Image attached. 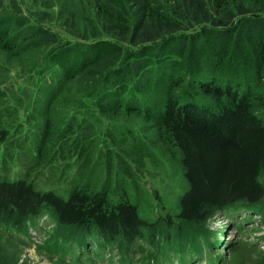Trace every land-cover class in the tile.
I'll use <instances>...</instances> for the list:
<instances>
[{"label":"trees","instance_id":"1","mask_svg":"<svg viewBox=\"0 0 264 264\" xmlns=\"http://www.w3.org/2000/svg\"><path fill=\"white\" fill-rule=\"evenodd\" d=\"M2 2L0 48L35 54L28 77L54 85L31 113L32 164L78 168L68 199L0 180L6 226L27 234V222L51 208L55 226L45 248L57 260L60 228L69 231L62 244L95 232L127 253L141 249L137 242L156 246V224L127 196L114 203L109 194L114 185L126 194L124 180L151 158L150 145L166 144L179 151L187 183L178 221L202 231L219 212L264 215V0H91L84 25L66 29L76 41L45 26L47 17L32 24ZM139 121L150 129L138 130ZM10 124L0 122V143Z\"/></svg>","mask_w":264,"mask_h":264},{"label":"rangeland","instance_id":"2","mask_svg":"<svg viewBox=\"0 0 264 264\" xmlns=\"http://www.w3.org/2000/svg\"><path fill=\"white\" fill-rule=\"evenodd\" d=\"M2 1L6 12L14 11V5H17L24 16L31 18L32 24H36V19L47 17V22L44 25L51 27L59 34L66 35L67 39H73L65 33L66 29L70 28L69 25L72 24L70 22L83 26V22L88 19L90 14L91 5V0ZM14 15L15 13L11 16ZM73 40L76 41V39ZM18 54V52L0 48V69L5 68V71L10 74L9 77H6V74L4 77L0 75V81L3 82H0V122L9 125L13 117L16 119L14 124H10L7 141L0 143V180L8 183L20 180L28 181L40 191H53L62 198L68 199L74 185L78 183L76 165H71L68 168L62 165L55 169L44 165L37 167L32 164L38 152L35 141L37 127L30 121L34 120L31 113L37 111L35 102L39 94L49 92L51 88H54V85L49 83V78L35 75L28 77L29 63L33 61L32 57L35 54H29L26 57H18ZM5 78L10 82L4 81ZM10 83L13 84V87ZM14 87L16 90L13 91ZM150 101L151 99L146 100L145 103H150ZM125 122L134 121L127 120ZM134 124L138 126V130L144 127L150 129L140 121ZM149 135L153 140L156 139L155 132H150ZM149 148L151 158H147L140 167L134 165L135 177L128 179V183L124 180L123 186L128 185L126 194H123L118 186L114 185L111 187L109 195L114 203L120 202L123 196H127L134 205L139 207V213L144 220L156 224L161 238L167 237L176 240L177 237H181L187 241L191 237L188 232L190 225L178 221L181 199L187 188L180 164V153L169 144L160 148L150 145ZM121 181L120 178L116 180L119 184ZM102 182L103 185L110 186V182L112 183L113 180L104 179ZM243 210L239 208L232 215H229L228 212H219L206 223L205 231L216 239L211 243L218 242L219 244H216L211 250L205 246L201 256L195 257L193 263L210 264L212 259H217L222 254V264H260V256L263 255L261 252L264 253V215L259 212H254L259 215L249 213L248 217L253 216L254 222L248 225L246 232L240 235L234 227L239 220L246 218L244 216L246 213ZM52 212L51 208H47L43 217L36 221L38 227L34 229L41 235L37 246L27 244L25 237L16 235L15 231L6 226L0 218V264H63L45 248L51 239L49 237L55 225L51 220ZM243 223L246 224V222ZM68 232L63 228L59 229L57 237L60 246L62 238L67 237ZM92 234L95 235V232ZM60 237L62 238L60 239ZM199 243L206 244L202 239L199 240ZM92 245L94 242L91 239L86 247L80 248V251L82 252L81 256L89 257L86 259L87 261L95 262ZM54 247L59 246L54 244ZM143 247L145 248L143 254H140L137 247L134 246L130 253L132 256L125 254L124 257L130 259L131 264L142 263L153 253L149 244L143 245ZM108 250L111 254H105V262L96 261V264H109L110 260L113 264H124L119 261L122 258L120 256L121 249L116 246ZM146 252L149 254H145ZM160 256L170 263H179V257H169L163 253ZM71 258L72 256L68 254V259Z\"/></svg>","mask_w":264,"mask_h":264},{"label":"bare ground","instance_id":"3","mask_svg":"<svg viewBox=\"0 0 264 264\" xmlns=\"http://www.w3.org/2000/svg\"><path fill=\"white\" fill-rule=\"evenodd\" d=\"M16 233H18V232H16Z\"/></svg>","mask_w":264,"mask_h":264}]
</instances>
